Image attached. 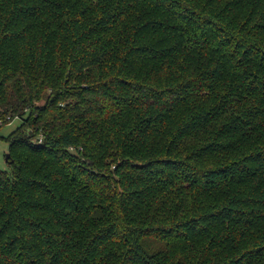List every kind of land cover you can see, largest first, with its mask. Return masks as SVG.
Here are the masks:
<instances>
[{
    "label": "trees",
    "instance_id": "16d2710c",
    "mask_svg": "<svg viewBox=\"0 0 264 264\" xmlns=\"http://www.w3.org/2000/svg\"><path fill=\"white\" fill-rule=\"evenodd\" d=\"M14 118L0 264H264V0H0Z\"/></svg>",
    "mask_w": 264,
    "mask_h": 264
},
{
    "label": "rangeland",
    "instance_id": "374dc122",
    "mask_svg": "<svg viewBox=\"0 0 264 264\" xmlns=\"http://www.w3.org/2000/svg\"><path fill=\"white\" fill-rule=\"evenodd\" d=\"M20 124L17 118L12 119L9 123L0 127V170L9 171V167L5 162L4 156L7 152L8 142L4 139L5 136Z\"/></svg>",
    "mask_w": 264,
    "mask_h": 264
},
{
    "label": "water",
    "instance_id": "95a60500",
    "mask_svg": "<svg viewBox=\"0 0 264 264\" xmlns=\"http://www.w3.org/2000/svg\"><path fill=\"white\" fill-rule=\"evenodd\" d=\"M8 157H9V154L6 153V155H5V161H7Z\"/></svg>",
    "mask_w": 264,
    "mask_h": 264
}]
</instances>
